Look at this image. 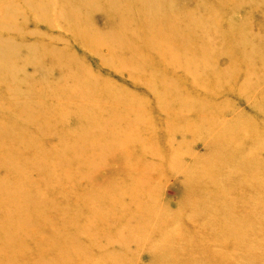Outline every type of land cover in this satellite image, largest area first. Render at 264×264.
Masks as SVG:
<instances>
[{"label": "rangeland", "instance_id": "1", "mask_svg": "<svg viewBox=\"0 0 264 264\" xmlns=\"http://www.w3.org/2000/svg\"><path fill=\"white\" fill-rule=\"evenodd\" d=\"M253 1L252 8L247 7L237 13V16H240L239 18L229 17L224 11L219 12V19H223L224 23L219 24L216 30H221L223 31L222 34L226 35L227 29L232 23L240 18H245L248 26L241 27L257 33L260 30L258 29L259 25L264 19V0ZM155 22H161V20ZM238 36L239 32L236 31L233 37L237 38ZM249 43L255 44L257 42L252 39ZM197 47L198 49L194 51L203 54V48L199 44ZM71 48L78 52L80 59H83V62L91 68V72L100 75V81L92 85V83L84 80L86 74H82L81 78L76 77L69 80V82L64 81V79L61 80L58 83V89L72 90L74 89L73 82L83 80V89L95 86L92 92H98L101 89L110 88L113 93L112 97L108 100L96 98L94 103H89L91 106L86 105L82 110H71L68 114L60 115L59 112H56L54 113L55 117L50 121L46 119L36 121L25 116L27 122L22 126L13 120L0 122L1 126L7 127L9 130L7 135L1 138L0 141H6L5 146L7 148L15 146L23 159V163L17 167L18 169L15 168L19 171L12 176L15 178L28 177L26 180L31 186L30 189L35 190L30 194L40 193L48 198L47 203L32 209L45 213L44 218H73L82 224H86V226L92 222L98 223L90 228L92 239L87 241L74 232L73 237L75 239L73 238L71 245H67L69 248L65 247L66 251L63 248L64 251L62 249V251L39 254V259L44 261L47 258L52 260L58 258L62 264H66L64 258H72V251L74 252L76 247H80L82 251L87 253L80 254L74 260L78 264L79 262L82 264H222L226 263L224 260L237 259L238 253L227 247L224 250L219 248L217 256H212L210 253L203 251L200 253L193 251L195 248H197V251L203 249V245L213 242L212 238L206 237L205 234L200 237L201 239L197 238L199 227L203 228V226H200L203 220L213 222L212 226L215 224V227L218 226L219 229L223 225V235L225 237V235H228L229 229L226 228L223 222L228 221L227 218L231 220L229 221L231 226H228V224L227 227H232L237 235H241V233L236 232L234 225L238 223L237 225L240 226L239 218L240 221L248 224L255 220L253 218H260L261 221L247 230V234L241 235V238L238 237L239 241L240 239L250 241L253 239L256 245L252 246L251 251L257 248L259 239H262L260 235L264 234V188L258 187L256 182L252 181L255 178H252L251 182L248 181V183L244 179L256 172L254 176L258 179L262 177L264 180V83L253 87H242L239 75L244 74L246 71H251L256 75L259 74V71H254V68L257 69L256 67L246 65H260V57L257 56L254 60L244 61L247 57L243 58L240 51L231 47L228 55L230 57L229 64H232L233 61L234 65L238 67L234 77L230 78V81L220 79L218 84L215 85L211 83L208 75L199 76L201 77H198L199 80H197L199 85L207 87L205 94H201L197 88L189 89L185 87L189 83L184 79L163 71L160 64H154L150 68L151 77H147L146 81L136 84L132 81V78L140 74L134 76L130 72H113L108 70V65L104 60H100L99 66L95 62L96 58L94 56H84V53L81 54L77 47L73 46ZM260 49L264 53V46ZM102 56L108 58L105 53H102ZM218 57H221L219 58V65L224 67L223 59L226 58V55L220 54ZM40 73L30 66L24 67V74L32 81L31 88L33 90L43 86L36 78ZM205 77L207 78L205 79ZM163 79L172 81L175 88L165 86L161 83ZM82 92L79 91L77 94ZM149 93L166 99L169 107L174 111H186L180 115L185 114L189 118L188 121L182 117H179V119L182 123H184L183 121L188 122L186 127L189 130L184 129V132L181 130L179 133L167 131V123L152 118L150 112H144V117L148 118L149 121L141 117L145 122V125L142 126L118 125V119L110 115L111 109L120 107L121 104H128L123 110L151 111L152 106L157 101L151 98ZM85 100L86 97L82 98L80 102H85ZM61 102L62 106L66 105L65 100H61ZM185 102L194 103L196 107L181 104ZM37 111L47 113L53 111V109L44 104ZM14 114L18 115L17 113ZM71 115L77 116L78 119L70 117ZM124 121L122 120V122ZM88 127H91L95 133L92 136H83L81 132ZM108 127L114 129L112 131L103 130L100 134V129ZM245 130H248L249 134L244 140L242 135ZM151 132H156L157 135L149 137ZM112 141H115L114 145L127 166L165 169V173H162L160 179L156 180L159 184L158 196L156 193L151 192L140 198L147 202L145 199L150 197L149 203L160 205L164 209L169 208L170 215L160 217L157 214L131 211L135 206L130 207L128 210L121 207V205L130 206L132 204V197L124 191L135 183V179L124 177L123 171L116 169L117 164L121 161L119 156L100 154L97 150L87 147L84 156L79 158L74 151L68 149L69 146L80 143L93 144L97 148ZM231 141L232 143H230ZM178 142H180V146L177 145L176 149L168 155V149L178 144ZM242 149L257 154V159L248 161L246 157L243 158V153L239 156ZM229 154L231 155L229 156ZM11 158L12 155L8 156L7 160ZM58 161L60 163L56 165ZM179 163H181V167L177 166ZM92 165L98 167L99 171H94ZM241 165H245L249 169L246 170ZM33 167L38 171L29 176V169ZM249 170L251 173H249ZM4 172L0 170V178L3 175L6 176ZM92 172L95 175L97 174L95 181L88 182L80 176ZM48 173L52 175L48 176ZM154 181L151 179V182ZM172 183H176V186L172 185L173 188L171 185L165 186ZM245 183L247 185H244ZM6 187L7 189H13L12 185ZM177 196H180L179 202H176ZM161 197H166L170 204L168 200L166 201L167 204H163ZM17 202L21 206L26 205V202L22 199L17 200ZM207 204H209L208 207L204 208ZM118 206L120 213L116 209ZM175 210L177 213L174 212ZM2 211H4V207H0V217ZM115 212L117 218H134L131 225H135L134 222H137L135 218H139L140 222L144 221L145 218L153 219L151 222L155 223L156 226L151 227L149 225L150 228L147 227V230L153 236L161 233L160 229L163 226L160 223L163 224L164 220L170 227L172 226L170 232H166L167 234L163 236L164 241H176L180 244L179 240L177 241L178 235H180L183 237V244L188 247L187 249L192 250L190 251L192 254L184 255L175 249L173 250L171 246L170 250L166 252L163 247L167 256L166 261L157 257L152 262L150 257L147 258L148 255L142 257L135 252V255L140 257L121 262V258H126L125 253L114 252L116 250L111 249V247L120 242L124 245L140 244L143 243L142 238L144 237L136 232L127 234L125 231H118L120 226L126 225V220L118 222ZM20 215L14 218L18 222L17 224L15 221H5V219L10 218H0V220L4 221L3 225L6 227L10 224V227L7 228L15 233L21 231L18 226L23 222L29 223V226L37 224L36 214L28 212L26 215ZM198 221L199 227L196 228ZM261 224H263L262 227ZM58 228L59 231L57 232L63 236L67 233L71 234L70 229ZM86 229L89 231L88 227ZM85 235L88 239V233ZM31 237L30 240L24 234L18 233V241L21 244L33 243L37 239V237ZM46 240L49 241V239ZM152 240H149L150 243L153 242ZM233 240L234 237L230 241L233 242ZM64 242L62 241L61 244ZM159 243L157 242L158 248H160ZM30 244H27L28 247L32 246ZM5 245L6 247L2 244L4 250L0 251L1 254L5 253L7 249L13 259L18 257V254H14L19 245L16 240ZM38 248L32 246L29 251H33L31 253L37 255ZM262 253L264 259V249ZM186 258H190L191 262L186 263L184 261ZM261 262L264 263V261ZM246 264L256 263L246 260Z\"/></svg>", "mask_w": 264, "mask_h": 264}, {"label": "bare ground", "instance_id": "2", "mask_svg": "<svg viewBox=\"0 0 264 264\" xmlns=\"http://www.w3.org/2000/svg\"><path fill=\"white\" fill-rule=\"evenodd\" d=\"M252 5H254L253 0H0V122L13 120L22 126L27 122L25 116L36 121L45 119L50 121L55 117L54 113L56 112H59L60 115L68 114L71 110H82L86 105L91 106L89 103H94L96 98L108 100L112 97L113 93L110 88L101 89L98 92H92L95 86L83 89V80L73 82L74 89L72 90L58 89V83L61 80L64 79V81L69 82V80L76 77L81 78L82 74H86L84 80L92 83V85L100 81V75L91 72V68L83 62V59H80L78 52L71 48L73 46L77 47L81 54L84 53V56H94L96 58L95 62L99 66L100 60H104L108 65V70L118 73L130 72L134 76L140 74L132 78V81L136 84H140L146 81L147 77H151L150 68L154 64H160L163 71L184 79L189 83L185 87L189 89L197 88L201 94H205L207 87L199 85L197 81L199 76L208 75L211 83L215 85L218 84L220 79L230 81V78L234 77L238 67L234 65L233 61L232 64H229L230 57H228L231 47H234L240 51L243 58L247 57L244 61L254 60L257 56L260 57V65H246L256 67L257 69L254 68V71H259V74L256 75L251 71H246L244 74L239 75L242 87H253L264 83V53L260 51V48L264 46V19L261 21L259 28L257 27L260 29L257 33L242 28L248 26L245 18H240L232 23L227 29L226 35L222 34L223 31L216 30L219 24L224 23L223 19H219V12L224 11L229 17L239 18L240 16H237V13L244 8H252ZM260 11L262 12V10ZM157 20H161V22H155ZM261 27L263 28L261 29ZM236 31L239 32V36L234 38ZM252 39L257 43L250 44L249 41H252ZM198 44L203 48V54L194 51L198 49ZM258 46L259 48H257ZM102 53H105L108 58H104ZM220 54L226 55V58L223 59L224 67L219 65V58L221 57H218V55ZM26 66L41 72L36 77L43 85L41 88H34V90L31 88L32 81L24 74V67ZM161 83L168 88H175V84L170 80L163 79ZM79 91L83 92L77 94ZM149 95L157 101L152 106L151 111L123 110L128 104H121L120 107L112 108L110 115L118 119V125L142 126L145 125V122L141 117H144V112H150L152 118L167 123V131L179 133L181 130L184 132V129H188L186 127L188 122L183 121L184 123H182L179 119V117H182L188 121L189 118L185 114L180 115L186 111H174L169 107L166 99L153 93H149ZM84 97H86L85 102H80ZM61 100L66 101L65 106L61 105ZM178 101L180 102L179 99ZM44 104L53 111L38 112L37 110ZM181 104L196 107V104L190 102ZM70 117L78 119L74 115ZM145 119L149 121L148 118ZM122 120L125 121L122 122ZM113 129L111 127L100 129V134L103 130L112 131ZM8 131L7 127L0 125V139L5 137ZM94 133L95 131L91 127L81 132L83 136H92ZM248 134V130L243 131L244 140ZM155 135H157L156 132H151L149 137ZM5 142L0 141V170L5 171L4 174L7 176L3 175L0 178V207H4L0 218H10L5 219V221H15L17 224L18 222L14 218L20 214L26 215L28 212L36 214L37 224L29 226V223L23 222L18 226L21 229L18 233L24 234L30 240L32 239L31 236L37 237L33 243L27 244L39 248L37 255L31 253L33 251L30 252L29 249L32 246L28 247L26 243L21 244L18 241V233L13 232L10 228L8 229L7 227H10V224L6 227L3 225L4 221L0 220V230L2 229L0 237L2 234L4 236L0 238V243L2 241L0 251L4 250L5 244H11L14 240L19 243L14 252L15 255L18 254V257L13 259L6 249L5 253H0V264L61 263L58 258L54 260L47 258L42 261L38 255L62 251L67 245L73 243V238L75 239L73 237L74 232L87 241L92 239L90 228L98 223L92 222L86 226V224H82L73 218H44L45 213L34 211L32 208L44 205L48 202V198L40 193L30 194L35 190L30 189L31 186L26 180L28 177L15 178L12 176L19 171L15 168L23 163V159L15 146L7 148ZM114 142L100 145L97 148L89 143L73 144L68 149L74 151L79 158L84 156V151L88 147L97 150L100 154L117 155L121 159L120 152L115 147ZM179 144L180 142L169 148L167 154H171L177 145L180 146ZM242 153L243 158L246 157L248 161L257 159V154L242 149L239 156ZM10 155H12V158L7 160ZM253 155L255 156L253 157ZM122 159L117 164L116 169L123 171L124 177L135 179V183L124 191L132 197V204L130 206L121 205V207L128 210L130 207L135 206L131 211L157 214L160 217L170 215L169 208L164 209L160 205L149 203L150 197L145 199L147 202L140 198L151 192L156 193L158 196L159 184L156 180L160 179L162 173H165V169L127 166ZM59 163L58 161L56 165H59ZM177 166L181 167V163ZM241 167L246 168V170L249 169L245 165H241ZM29 170V176L38 171L34 167ZM96 170H98V167L94 166V171ZM249 173H251L250 170ZM255 174L256 172L246 177L244 181L248 183V181L251 182L252 178H255L252 181L256 182L258 187L264 188L263 178L258 179L254 176ZM51 175L48 173V176ZM96 175L92 172L80 176L88 182H92L97 179ZM151 179L155 181L151 182ZM247 183L244 185H247ZM9 185H12L13 189H7L6 186ZM169 185L176 186V183L165 186L168 187ZM177 197L176 202H179L180 196ZM20 199L26 202L25 206H21L17 202ZM161 199L163 204L168 200L166 197H161ZM208 205L204 208H207ZM116 209L120 213L119 206ZM174 212L177 213L176 210ZM115 217L118 222L126 220V225L120 226L118 231H125L127 234L136 232L144 237L142 238L143 243L140 244L124 245L120 242L111 247V249L116 250L114 252L125 253L127 259L121 258V262L147 255V258L150 257L152 262L157 257L166 261L165 252L170 250L171 246L173 250L175 249L184 255L192 254L190 252L192 250L187 249L188 247L183 244V237L180 235L177 238L180 244L176 241H164L163 236L167 234L166 232H170L172 228L164 220L163 224L160 223L163 226L160 229L161 233L153 236L147 230L149 225L151 227L156 226L155 223L151 222L153 219L145 218L144 221L140 222L139 218H135L138 223L134 222L135 225H131L134 218H117L116 212ZM227 219L228 221L223 222L226 228L229 229L228 235H225V237L223 235V225L219 229L218 226L215 227V224L212 226L213 222L203 220L200 223V226H203L201 228L198 226V221L195 226L196 228L199 227L197 238L205 234L206 237L212 238L213 242H206L207 244L203 245V249L197 251V248H195L193 252L200 253L203 251L210 253L212 256H217L219 248L224 250L227 247L239 255L236 256L237 259L224 260L228 264H246V260L256 264H264L261 262L264 261L262 256L264 234L260 235L262 239H259V245L257 244V248L253 251H251V248L256 245L253 239L251 241L238 240V237L241 238V235L245 234L253 225L256 226L261 221L260 218H253L255 220L251 224L243 223L239 218L240 226L237 225L238 223L234 226L236 232L241 233V235L235 234L232 227H227L228 224V226H231L229 222L231 220ZM263 224H261V227ZM58 227L70 229L71 234L61 235L57 232L59 231ZM87 227L89 231H87ZM84 233H88V239ZM233 237L234 240L231 242L230 240ZM46 239H49V241ZM143 239L145 240L143 241ZM64 240L66 241L64 242ZM149 240L153 242L150 243ZM62 241L63 244H61ZM157 242H160V248H158ZM163 247L166 249L165 252ZM67 248L69 247L67 246ZM81 249L76 247L74 252L69 249L75 255L74 257L71 255L72 258H64L66 264H78L74 260L80 254L87 253ZM135 252L140 256H136ZM184 261L189 263L191 259L186 258ZM79 264L82 263L79 262Z\"/></svg>", "mask_w": 264, "mask_h": 264}]
</instances>
